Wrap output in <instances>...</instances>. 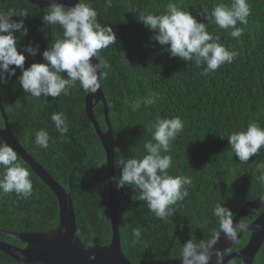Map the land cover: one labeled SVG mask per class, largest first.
<instances>
[{"label": "trees", "instance_id": "obj_1", "mask_svg": "<svg viewBox=\"0 0 264 264\" xmlns=\"http://www.w3.org/2000/svg\"><path fill=\"white\" fill-rule=\"evenodd\" d=\"M232 0H91L98 12V21L109 24L116 35V43L101 50V59L107 60L111 71L102 81L107 116L114 138L115 160L139 157L143 144L151 139L149 125L159 118L179 117L184 128L171 146L173 175L192 179L189 196L175 208L168 222L157 219L146 204L131 199L135 189H119V235L121 251L133 264L149 260L179 258L181 244L195 236L197 242L207 239L218 221L212 216L216 203L236 213L242 205L264 193V185L257 180L256 165L264 163V148L249 161L240 163L233 154L227 136L246 129L250 121L264 128V0H247L251 14L239 38L229 35L231 29H218L210 12L220 3L230 5ZM168 3L190 11L198 22L205 23L207 31L219 37V43L238 55L207 76L194 61L185 62L170 57L161 46L150 40L152 33L138 20L140 11L158 14ZM14 8L29 15L24 18L27 36L18 38V51L29 45H39L42 52L60 32L58 26L44 25L40 19L43 9L27 0H0V10ZM46 11V9L44 10ZM197 13H204L197 15ZM12 19L19 20L20 17ZM25 54V68L43 62ZM14 67V66H13ZM16 75L0 84V98L9 128L18 143L70 194L79 239L89 246H107L111 242L109 224L107 173L105 153L85 113L84 93L79 86L70 95L47 101L25 94L16 83ZM150 91L159 94L156 104L132 111L127 101L147 96ZM63 112L69 122L66 138L59 137L50 117ZM93 113L103 131L106 130L101 103ZM0 126L3 120L0 115ZM44 128L51 139L47 150L38 149L33 134ZM33 183V194L20 199L14 193L0 194V229L10 232H45L54 229L59 221L57 200L50 190L18 156ZM117 177L120 170L115 166ZM262 211L244 218L252 222ZM141 229V238L130 247L132 229ZM177 239L179 241H177ZM249 233L233 244L227 253L245 246ZM0 240L16 247L24 244L0 236ZM180 242V243H179ZM0 264H18L0 251ZM228 264H241L233 259ZM253 264H264V244Z\"/></svg>", "mask_w": 264, "mask_h": 264}, {"label": "clouds", "instance_id": "obj_2", "mask_svg": "<svg viewBox=\"0 0 264 264\" xmlns=\"http://www.w3.org/2000/svg\"><path fill=\"white\" fill-rule=\"evenodd\" d=\"M110 5V0H109ZM46 9V11H44ZM204 13H197L201 15ZM251 10L247 0H232L230 5H215L210 17L218 29H231L229 35L239 38L243 29L237 24H247ZM29 14L14 8L0 10V84L16 75V83L32 98L47 101L48 97H67L70 91L79 88L86 94H95L107 79L111 65L101 59L100 53L116 43V35L109 24L98 21V12L91 0H77L72 6H65L57 0H47L40 19L44 25L58 26L59 34L41 52L39 45L29 44L18 51V38L27 36L24 18ZM13 17H20L15 20ZM138 20L152 33L150 40L167 46L170 57H177L197 66L206 65L201 75L207 76L222 65L231 63L238 55L220 44L219 37L207 31L205 23L198 22L191 12L181 10L175 3H168L158 14L140 11ZM35 57L38 53L43 62L32 63L25 68V54ZM93 58L97 62L93 63ZM14 66V67H13ZM159 94L150 91L147 96L127 101L132 111L156 104ZM59 137L66 138L69 122L63 112H53L50 117ZM151 139L143 144V154L139 157L120 155L114 166L120 170L118 177H110L118 189H135L131 199L144 202L154 216L168 222L174 215L177 204L189 196L192 179L186 175H173L171 146L182 132L184 123L179 117L159 118L149 126ZM51 137L44 128L33 134V143L38 149L47 150ZM228 144L240 163H247L264 148V128L250 121L246 129L233 131L228 136ZM257 180L264 185V163L256 165ZM29 170L18 160L17 152L0 139V194L14 193L20 199H28L33 194V183ZM212 216L218 221L207 239L197 242L195 236L181 244L179 260L181 264H210L215 256V264H223V252L215 248L221 233L226 240L236 241L238 233L249 230V223L239 219L233 223L235 213L223 204L216 203ZM259 227V225L257 226ZM130 247H135L141 238L139 227L132 229ZM177 241H179L177 239ZM95 260V254L88 256Z\"/></svg>", "mask_w": 264, "mask_h": 264}, {"label": "water", "instance_id": "obj_3", "mask_svg": "<svg viewBox=\"0 0 264 264\" xmlns=\"http://www.w3.org/2000/svg\"><path fill=\"white\" fill-rule=\"evenodd\" d=\"M31 4L43 9L47 6V0H27ZM65 6L74 5L77 0H57ZM97 62L93 58V63ZM101 103L104 109V121L106 130L103 131L98 123L93 107ZM85 113L92 124L95 134L105 153L109 224L111 229V242L107 246H89L82 242L77 234V226L73 202L69 193L53 179V177L38 164L16 141L7 121L0 98V115L3 126H0V139H3L16 152L17 155L32 169L35 175L47 185L54 194L59 207V221L54 229L45 232H10L0 229V236L19 241L24 247H16L0 240V251L11 257L18 264H133L121 251L119 235V189L110 177H117L114 168V138L107 116V105L102 88L95 94H86L84 99ZM262 209L260 214L249 223V230L238 233L236 241L226 240L221 233L215 248L223 252V264H228L233 259H239L241 264H253L257 252L264 244V193L257 199L242 205L234 216L233 223L244 219ZM259 225V227H257ZM249 233V239L245 246L237 251L227 253L242 235ZM95 254L96 259L90 261L88 256ZM139 264H181L179 258L165 260H149ZM210 264H215L213 256Z\"/></svg>", "mask_w": 264, "mask_h": 264}]
</instances>
